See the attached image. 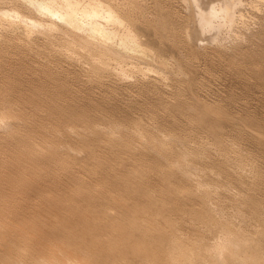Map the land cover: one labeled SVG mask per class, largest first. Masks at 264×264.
I'll list each match as a JSON object with an SVG mask.
<instances>
[{"label":"bare ground","instance_id":"bare-ground-1","mask_svg":"<svg viewBox=\"0 0 264 264\" xmlns=\"http://www.w3.org/2000/svg\"><path fill=\"white\" fill-rule=\"evenodd\" d=\"M181 1L187 6L185 10H188L189 14L183 10L185 15H181V9L178 11L175 6L174 8L170 5L171 0H0V58L4 59L0 66H8L10 69L14 64L19 65L16 66L18 75L16 72V75H10L9 69L3 75L0 72V128L4 133L0 141L4 139L2 144L5 143L2 146L0 142V166H14L13 171H16L15 167L20 169H17L20 174L11 172L9 167L8 175L4 168V173L0 171V264H264V161L257 163L246 160L244 146L237 141L241 136H238L239 132L236 133L237 138L227 141L229 135L225 136L228 134L224 133L225 123L233 124L235 118L232 121L220 106L216 105L214 108L209 103L199 101L200 98L196 95L197 98H192L193 102L189 103L182 101L179 97L181 93H175L172 102H167L169 99L163 100L162 96H157L158 100H155V105H161L166 110L165 113L162 110V114L167 117L163 118L165 121L160 122V119H157L159 124L150 114L152 119H149L159 125H149L150 128H147L146 123L147 127H142L143 117L141 122L136 117L138 120H132L130 125L125 127L127 121L124 124V119L127 117L124 113L134 103L127 104L128 108L117 117H114L118 111L113 103L115 108L107 106L108 109L105 110V107V111L98 117L99 115L88 110L90 107L88 108L87 104V108H83L77 105L76 100L70 101L71 97L67 99L68 95L61 98L69 93L70 89L65 78L60 80L65 76L64 72L62 77H58L59 70L56 75L55 70L50 67L51 64L47 65L54 58L52 55V58H45L47 61L43 59L47 64L41 59L44 64L39 62L38 65H42L34 66L35 68L31 67L32 64L25 65L29 54L43 58L49 52L53 53V56L57 55V58L60 56L78 64L84 74L89 75L86 74L90 78L89 81L94 80L98 85L104 84L103 78L113 77L123 82L134 78V86L135 82L139 83L142 77L149 74L153 76H150L152 79L149 77V83H152L154 88L160 81L167 79L171 73L166 74L170 67L169 70L177 71L182 84L184 82L190 88L193 80L189 78L188 72L184 71L186 69L183 65L188 63V57L191 56L190 60L195 57L192 53L194 50H199L194 41L191 44V39L199 41L203 33L206 35L210 31V34H218V41L228 34L232 35L231 40L236 42L233 43L234 56H230L231 69L239 72L241 68H247L249 65L248 75H261L259 68L264 67V58H259L262 64L258 68L255 62L258 61V51L253 52L255 56L249 54L250 51L247 53L249 49L244 52V47H240L239 41L243 36L247 40V36L241 33L242 28L246 27L245 24L242 25L245 18L251 21L256 18V10L264 7V0ZM259 33L261 32L257 34ZM249 36H254V33ZM208 38H203L206 42H201L202 49L206 48L208 40H213ZM151 39L155 41V46H152ZM228 46L232 48L231 45ZM215 47L212 49L215 50ZM218 47L222 49L220 45ZM230 47L227 49L228 53L232 50ZM177 48L184 52L180 57L176 56L179 59L171 54L173 49ZM214 50L213 52H216ZM17 51L24 56L19 55L16 60H12V57L8 61L9 57L18 53ZM168 51L170 56L165 57ZM222 51L219 54H226L225 49ZM213 54L215 57L217 53ZM246 57L247 60H244ZM223 58L221 61H224ZM56 59L53 60L57 61ZM26 72L31 74L27 79L28 83L22 78V74ZM146 78L144 82L142 78L140 83H145ZM21 82L28 86H23ZM181 82H178L179 86L183 87ZM49 83L51 89L55 86L53 90H47ZM171 84L172 81L169 86ZM125 86L127 88V85ZM126 91L124 89V92ZM137 93L139 95V92ZM150 97L154 100L152 95ZM17 101H22V110H19V103H15ZM26 106L28 110L23 109ZM130 108L132 109V106ZM155 108L153 110H156ZM139 111L141 113V110ZM144 111L142 112L145 113ZM39 112H43V115ZM146 115L150 116L148 113ZM98 120L101 122L98 123ZM179 120H186L184 131L183 128L177 129ZM163 122L167 125L161 124ZM262 123L257 124L261 126L258 128H264ZM190 128L203 131L205 141L198 140L201 137L198 138L197 134H194L195 140L193 138L187 142L189 136L185 133L187 134ZM27 130H35L44 135L50 145L45 141L39 145L36 141L33 142L35 138L32 139L22 132ZM259 130L258 133L252 134V139L264 146V133ZM60 131L62 135L58 133ZM60 135L62 137L59 138ZM166 135L175 142L169 141V145L164 146L166 142L163 138ZM143 138L145 140H141ZM208 140L211 143L205 144ZM5 141L12 144L11 149H16H10L13 154L6 149L9 145H6ZM262 146L261 148H264ZM76 151L82 152V157H78ZM11 155L15 156L16 163ZM65 157L74 161L82 160V163L86 164L82 167L89 166L91 173H96L102 178H98V181L124 199L125 204H130L131 210L125 204L126 210H119L123 206L121 203L103 201L105 197L99 189L91 190L78 183H74L72 192L69 191L73 194L70 199L54 200L59 198L57 195L62 188L60 185L63 186L61 179H53L54 182L50 180L54 188H47L49 192L44 189V194L39 192L40 196H34L35 204L28 208L27 202L34 200L30 193L40 184L33 179V176H39L40 173L36 174L32 166L38 167V159L49 158L48 161L53 158L55 161L49 162H54L57 169L63 170ZM126 162L131 165V169H122ZM30 171L34 174L32 179L28 176ZM84 201L88 204L86 211H82L87 212L85 215L88 217L83 219L84 226L80 227L77 234L72 232L71 227L59 221L44 229V221L37 217V212L33 213L36 211L33 207L45 206L48 209L51 207L60 210L66 206L69 212L65 219L73 221L76 211L81 208L79 203ZM110 210H118L121 217L110 220ZM139 213L152 223L144 225ZM162 234H165L164 239L167 237L168 242L165 244L161 242Z\"/></svg>","mask_w":264,"mask_h":264},{"label":"rangeland","instance_id":"rangeland-1","mask_svg":"<svg viewBox=\"0 0 264 264\" xmlns=\"http://www.w3.org/2000/svg\"><path fill=\"white\" fill-rule=\"evenodd\" d=\"M172 2H171V6L172 7H176V9H178V11L180 10V13H181V15H185V13H184V11L186 12V14H187V12H188V14H189V11L188 10H185V7L187 8V6L184 4V3H182V1L181 2H178L179 0H171ZM176 1V2H175ZM180 3H181V5H180ZM184 4V5H183ZM177 5V6H176ZM170 6V7H171ZM182 6H184V7H182ZM174 7V8H175ZM183 9H182V8ZM184 10V11H183ZM183 11V12H182ZM256 12L259 14V16H258V14L257 13H255V15L257 16L256 18H253L252 19V21H251V19H248V18H245V23H243L242 25H244L245 24V28L243 29L242 28V30H241V33L243 34V35H245V36H247V40H249V42L246 40V39H244V36H243V39H241V40H245V42H243V41H239L241 44H240V47L241 48H243V50H244V52H245V50H247V49H249V50H247V53L249 52V54L251 53V55H256V54H258V55H256V56H258V57H256V58H258V61H260L261 62V59L259 60V58H264V40H262V38H264V34H262V33H264V25H262V24H264V21H262V19H264V17H261V15H264V13H261V12H264V7H262L260 10L259 9H257L256 10ZM183 13V14H182ZM260 13H261V15H260ZM258 17H260V19H258ZM249 20V21H248ZM190 21V23L192 22V19H190L189 20ZM246 21H248V23L246 22ZM257 21V22H256ZM189 23V22H188ZM189 23V24H190ZM247 23V24H246ZM250 23V24H249ZM195 24V23H194ZM256 24V25H255ZM191 26H192V23L190 24ZM259 25V26H258ZM190 26V27H191ZM253 28H252V27ZM254 27H255V29H254ZM192 28H193V26H192ZM192 28H190V30H192ZM249 29V30H247V29ZM261 28H262V30H261ZM252 29V30H251ZM239 30V29H238ZM245 30V31H244ZM258 30H260V31H258ZM252 31V32H251ZM258 32H261V33H259V34H257ZM208 33V32H207ZM216 32H212V34H210V31H209V33L208 34H206L207 35V37H206V35L203 33V35H201V39H199V41H198V39H197V41H196V39H194L193 38V40L191 39V44H193V41L195 42L194 44H195V46L197 47V49H198V47H199V50H194V51H197V53H199V54H197V53H194V51L192 52L193 53V55L195 54V57L192 59V60H190V57H188L189 58V60H188V63L184 66L183 65V68L184 69H186V70H184V71H186V73L189 75V78H192L191 80H193L191 83H192V85H191V87L189 88V86L187 87V85H185V83L183 82V84H184V86L182 87H180L179 85V83L181 82L180 81V76H179V74H177V71H175V70H173V71H171V70H169V68H168V72L166 73L167 75H168V77L172 74V73H176L177 74V77L174 75V74H172L169 78L167 77V79H169V81L167 80V82H166V80L164 81H160L159 83H158V85H157V89L156 88H154L153 86H151V84L152 83H149V81H150V78L151 77H153V76H151V75H147V76H145V77H142L143 78V82H144V80H145V78H146V81H145V83H147V84H145V83H143V82H141L140 83V81H142V78L139 80V83H136L135 82V84H134V86L136 87L135 89H136V91L137 92H139V95H138V93L137 92H135V89H134V86H133V84L132 83H134L133 81H134V78L133 79H129L128 81L127 80H125L126 82H123V81H117L116 79H113V77L112 78H103V82H104V84H100L99 83V85H98V83H96L94 80V83H93V81L91 82V81H89L90 80V78H88L87 76H86V74H84L85 72L82 70V68L80 69V66L78 65V64H74V63H72V62H70L69 60H64L63 58H60V56H58L59 58H57V55H55L54 54V56H53V53H49L48 52V54L47 55H45L43 58L41 57V56H37V55H33V57H32V55H28V61H25V65H27V66H30L31 64V67L32 68H35L34 66H36L37 67V65H38V63L39 62H42V60L43 59H45V58H48L50 55H52V57H54V58H52L51 56L49 57V58H52L51 60L50 59H48V60H50V62H48V64L45 62V60H43L44 62H45V64H47V65H49V63L52 65H50V67H52L53 68V70H55L54 71V73L56 74V71H58L57 72V76L59 77H62L63 75H65L64 77H62L60 80H63L64 78V80H66L65 82H67L66 84L69 86V89H70V92L69 93H67L66 95H63V96H61V98H63L64 96H67V99L69 98V97H71V100L70 101H72V99L73 100H76L75 102L77 103V105H80L81 107H85V104H87V107L89 108L88 110L89 111H91V113H92V111L94 112V113H92V114H96L98 117H100V114L102 115V113L105 111V110H107L108 109V107L110 108V106H111V108H115L114 107V105H113V103L116 105V110L118 111V112H116L115 113V115H114V117H117L118 116V114H120V115H122L121 113H123L124 112V110L125 109H127L128 108V106L132 103H134L133 105H130V106H132V109L130 108V106H129V109H128V111H130V112H128L127 110L125 111V113H124V115L127 117L126 119H124V124L126 123V121H127V123L125 124V127H128L129 125H130V123L132 122V120H134V119H136V117H138V119H136V120H138L139 122H141L142 121V117H143V123L141 124V126L142 127H144V125H145V127H147V128H150L151 126H153L154 124H156V120L158 119H160L159 121L160 122H162V121H165V120H163V118L165 119H167V117H166V114L164 115V114H162V110H163V112L164 111H166L164 108H163V106H159L158 107V105H155L156 103H157V101H155V100H158L157 98L158 97H161L163 100H167V99H169V100H167V102H169L171 99H173L174 100V95H175V93H179V95H181V96H179L181 99H182V101H188L189 103L190 102H193L192 101V98H200V99H198L199 101H204V102H206V103H209L211 106H213L214 108H215V106L217 105V106H220V108H221V110L222 111H226V112H224V113H228L227 115L229 116V117H231L230 119L233 121L234 119L233 118H235V120L233 121V124H226L225 123V127H224V133H228V134H225V136H228L226 139H227V141L228 142H230L231 140H233V138L234 137H236L237 138V135H236V133L237 132H239L238 133V136L239 135H241V136H239L238 138H237V141L238 142H240V144H242L241 146L243 147L244 146V149L243 150H245L244 151V154H245V156H246V160H249V161H256L257 163H262V161H264V148H261V144L260 143H257L254 139H252V134H254V133H258V130L260 129V128H258V127H261V126H257V124H261L262 122H264V93H262V92H264V81H262V80H264V77H262V76H264V75H262V72H264V67H260L259 65H261L262 64V62H264V61H262L260 64H259V62L256 60V59H254V60H256L255 62H256V64H258L257 66H258V68H259V70H261V71H259L260 72V76L262 77V79H261V77L259 76H257V75H255V76H253V74H250V75H248V73H250L249 72V69H247L248 68V66L249 65H247L246 67L247 68H245L244 66V68H241L242 70L241 71H236V70H234L233 68L231 69V60H230V56L233 54V52L235 51L234 49H233V47H234V44L236 43L235 41H234V37L232 38L233 39V41L231 40V37L230 36H232V35H228L227 34V37L226 36H224L225 38H222V39H220L219 41H218V34H216V35H214ZM239 33V32H238ZM254 33V36H252V37H254V38H252L251 36H249L250 34H253ZM256 33V34H255ZM255 35H257V37L255 36ZM208 36H211L210 38H208ZM215 36H217V37H215ZM248 36H249V39H248ZM260 38H259V37ZM208 38V39H213V40H208V44H207V46H206V48H204V49H202L201 47L203 46V42H204V44H205V42H206V40L204 41L203 40V38ZM230 37V38H229ZM240 38H242V37H240ZM216 39V40H215ZM152 40V39H151ZM215 40V41H214ZM251 40V41H250ZM258 40V41H257ZM203 41V42H202ZM212 41H214V42H212ZM223 41V42H222ZM232 41V43H230V42ZM39 42H41V41H39ZM154 40H152L151 41V43H153L152 44V46L154 45L155 46V44H154ZM202 42V43H201ZM222 42V43H221ZM226 42H229V43H226ZM250 43V44H248V43ZM202 45H201V44ZM223 43H225V44H223ZM234 43V44H233ZM245 43H247V44H245ZM40 45H41V43H39ZM198 46H197V45ZM231 45L232 46V48L230 47V46H228V45ZM246 46H245V45ZM253 44V45H252ZM261 44V45H260ZM220 45V47H222V49L221 48H219L218 46ZM222 45V46H221ZM226 45V46H225ZM251 45V46H250ZM259 45V46H258ZM192 46H194V45H192ZM215 46H217V47H215ZM225 46V48H223ZM249 46H250V48H249ZM196 47H193V48H196ZM215 47V50L214 49H212V48H214ZM227 47V48H226ZM228 47H230L232 50L230 51L229 50V52L230 53H228ZM254 47H256V48H254ZM261 47V48H260ZM218 48H219V52L220 51H224V49H225V53L226 54H223V53H220L219 54V52H218ZM229 48V49H230ZM259 48V49H258ZM201 49V50H200ZM217 49V50H216ZM251 49H253V50H251ZM256 49V50H255ZM174 51H176V52H172L171 54L174 56V57H176V56H178V57H180L179 55H183V53L184 52H181L180 50H179V48H177V49H173ZM213 50L214 51H216V52H213ZM262 50V51H261ZM12 51V50H11ZM199 51V52H198ZM222 51V52H223ZM255 51V53H256V51H258L256 54L255 53H253ZM261 51V52H260ZM18 53V56H17V54L15 55L14 54V56H11V57H9V59H8V61L12 58V60L14 59V60H16V58L18 57H20L19 55H21V57H23L24 56V54L23 53H21V52H19V51H17ZM169 52V53H168ZM168 52H166L167 54H166V56L165 57H169L170 55H168V54H170V51H168ZM232 52V53H231ZM260 52V53H259ZM21 53V54H20ZM213 53H217V54H219L220 55V57H218L217 56V54H215V57H214V54ZM247 53H245L246 54V56L248 55ZM262 53V54H261ZM22 54H23V56H22ZM210 54H212V55H210ZM229 55V58H228V55ZM261 54V55H260ZM10 55V54H9ZM188 55V54H187ZM192 55V54H191ZM223 55H225V57H226V55H227V61L225 60V57L223 56ZM260 55V56H259ZM16 56V57H15ZM40 59H38L37 57ZM43 56V55H42ZM48 56V57H47ZM55 56H56V58H55ZM185 56H186V54H185ZM189 56V55H188ZM232 56H234V55H232ZM262 56V57H261ZM31 57V58H30ZM35 57V58H34ZM224 57V58H223ZM218 58V59H217ZM221 58H223L222 60H224V61H221ZM35 59H37V60H35ZM42 59V60H41ZM53 59H56L57 61H55V60H53ZM58 59H60L59 61H58ZM62 59V60H61ZM176 59H179V58H177L176 57ZM220 59V60H219ZM247 60V57L246 58H244V60ZM35 62H34V61ZM53 60V61H52ZM219 60V61H218ZM253 60V61H254ZM3 61H4V59L1 57L0 58V62L1 63H3ZM30 61V62H29ZM47 61V60H46ZM51 61H52V63H51ZM66 61V62H65ZM230 61V62H229ZM44 62H42L43 64H44ZM227 62H229V63H227V64H229V65H227L226 63ZM258 62V63H257ZM27 63V64H26ZM33 63L35 64V65H33ZM54 64V65H53ZM65 64V65H64ZM191 64V65H190ZM39 65H42V64H39ZM38 65V66H39ZM67 65V66H66ZM72 65V66H71ZM226 65V66H225ZM16 66L17 67H19V65L18 64H14L13 65V67H11L10 69H9V67L8 66H6V67H4L3 68V66L1 67L0 66V72L2 73H0L1 75H3V73L5 74V73H7V71H8V69H9V72L8 73H10V75H12V73H14L15 74V72H16V74L18 75V70H16ZM57 66V67H56ZM66 66V67H65ZM75 68H74V67ZM172 66V65H171ZM230 66V67H229ZM262 66H264V65H262ZM188 67V68H187ZM226 67V68H225ZM3 68V69H2ZM60 68V69H59ZM4 71V72H2V70ZM7 69V70H6ZM72 69V70H71ZM75 69V70H74ZM171 69V68H170ZM244 69H246V71L244 70ZM231 72H230V71ZM234 70V71H233ZM61 71V72H60ZM81 71H83V72H81ZM233 71V72H232ZM64 72V73H63ZM77 72V73H76ZM79 72V73H78ZM244 72V73H243ZM248 72V73H247ZM28 72H26V73H23L22 75L24 76H22V78H24L23 80H26V82L28 83V81H27V79L30 77V75L31 74H27ZM61 73V74H60ZM62 73H63V75H62ZM82 73H83V75H82ZM15 74V75H16ZM73 74V75H72ZM233 74V75H232ZM237 74V75H236ZM243 74V75H242ZM15 75L13 76V77H15ZM68 75V76H67ZM88 75V74H87ZM237 77H236V76ZM245 75V76H244ZM89 76V75H88ZM151 76V77H150ZM173 76H175V78H173ZM235 76V77H234ZM257 76V77H256ZM1 77V76H0ZM150 77V78H149ZM179 77V78H178ZM239 77H241V78H239ZM243 77V78H242ZM258 78V79H256V78ZM26 78V79H25ZM71 78V79H70ZM88 78V79H87ZM149 78V80H147ZM178 78V79H177ZM244 78H246V80L244 79ZM68 79V80H67ZM76 79V80H75ZM83 79H86V80H83ZM106 79V80H105ZM111 79V80H110ZM152 79V78H151ZM172 79V80H171ZM177 79V80H176ZM251 79V80H250ZM262 81H260V80ZM0 80H1V78H0ZM71 80V81H70ZM83 80V81H82ZM105 80V81H104ZM172 81V84L169 86V84L171 83V81ZM175 80V81H174ZM190 80V81H191ZM233 80V81H232ZM248 80V81H247ZM257 80H259V81H257ZM85 81V82H84ZM89 83H88V82ZM109 81V82H108ZM132 81V82H131ZM148 81V82H147ZM246 81V82H245ZM255 81V82H254ZM114 84H113V83ZM121 82V83H120ZM129 82V83H128ZM131 82V83H130ZM179 82V83H178ZM22 83V82H21ZM96 83V84H95ZM126 83V84H125ZM163 83V84H162ZM168 83V84H167ZM175 83V84H174ZM178 83V84H177ZM244 83V84H243ZM251 83H252V85H251ZM256 83V84H255ZM23 84V86H26L24 83H22ZM91 84V85H90ZM129 84H131V86L129 85ZM148 84H150L149 86H148ZM182 84V82H181V85H183ZM51 85H53L52 83H51ZM125 85H127V88H126V86ZM137 85V86H136ZM141 85H142V87H141ZM148 87H147V86ZM28 86V85H27ZM26 86V87H27ZM48 86H50V83L46 86V88H47V90H53L54 89V85L52 86V88L53 89H51V86H50V89H48ZM144 86L145 87H147V88H144ZM178 86V87H177ZM254 86V87H253ZM114 87V89H112ZM116 87V88H115ZM138 87H140V88H138ZM160 87H161V89H160ZM168 87H169V89H168ZM176 87V88H175ZM185 87V88H184ZM25 88V87H24ZM73 88V89H72ZM78 88H79V90H78ZM88 88V89H87ZM143 88V89H142ZM148 88H149V90H148ZM183 90H182V89ZM117 89V90H116ZM124 89L125 90H127L126 92H124ZM145 89H147V90H145ZM46 90V89H45ZM76 90V91H75ZM78 90V91H77ZM104 90V91H103ZM109 90H111V91H114V92H111V91H109ZM139 90V91H138ZM140 90H141V92H140ZM153 90V91H152ZM161 90V91H160ZM174 90H176V91H174ZM107 91H108V93H107ZM147 91V92H146ZM154 91H156L155 93H154ZM160 91V92H159ZM111 92V93H110ZM142 92H144V94H146L145 95V97H144V94L142 93ZM146 92V93H145ZM154 94H153V93ZM163 92V93H162ZM174 92V93H173ZM77 93V94H76ZM113 93H115V94H113ZM136 93H137V95H136ZM140 93H142L141 94V96H140ZM151 93V94H150ZM181 93V94H180ZM108 94H110V95H108ZM148 94V95H147ZM161 94V95H160ZM165 94V95H164ZM174 94V95H173ZM71 95V96H70ZM83 95V96H82ZM143 95V96H142ZM152 95V98H154V100L153 99H151V96ZM153 95H154V97H153ZM160 95V96H159ZM172 95V96H171ZM192 95H194V97L192 96ZM197 97H196V96ZM231 95V96H230ZM74 96V97H73ZM112 96H114V97H112ZM139 96V97H138ZM146 96H149V98L148 97H146ZM158 96V97H157ZM191 96V97H190ZM73 97V98H72ZM132 97V98H131ZM138 97V98H137ZM144 99H143V98ZM156 97V98H155ZM189 97V98H188ZM66 98V97H65ZM76 98V99H75ZM111 98V100H109ZM116 98V99H115ZM131 98V99H130ZM140 98V99H139ZM142 98V99H141ZM70 99V98H69ZM80 99V100H79ZM88 99H90V100H88ZM92 99V100H91ZM100 99V100H99ZM107 99V100H106ZM151 99V100H150ZM189 99V100H188ZM78 100V101H77ZM104 100V101H103ZM140 102H139V101ZM145 100H146V102H145ZM150 100V103L148 102ZM173 100H171L170 102H172ZM86 101H87V103H86ZM89 101V102H88ZM90 101H92V102H90ZM98 101V102H97ZM112 101V102H111ZM136 103H135V102ZM143 101V102H142ZM153 101H155V103H152ZM85 102V103H84ZM100 102H102V103H100ZM105 102H107V104L105 103ZM120 102V103H119ZM131 102V103H130ZM139 102V103H138ZM147 102H148V106H147ZM15 103H19V110H22V106H23V103H22V101L20 102V101H17V102H15ZM88 103L90 104V103H92L91 105L93 106V108H91L92 106L91 105H88ZM84 104V105H83ZM103 104H105V105H103ZM127 104H129V105H127ZM152 104H153V106H157L156 108L155 107H153L152 106ZM101 105V106H100ZM140 105V106H139ZM143 105V106H142ZM149 105H151V107H149ZM108 106V107H107ZM134 106V107H133ZM136 106V107H135ZM87 107H85V108H87ZM105 107H107V108H105ZM119 107V108H118ZM126 107V108H125ZM141 107H143V108H145V109H143V108H141ZM149 107V109H147ZM163 109H162V108ZM104 108H105V110H104ZM118 108V109H117ZM137 108V109H136ZM138 108H140V109H138ZM158 109V111H157V116H156V110H153V109ZM161 108V109H160ZM23 109L25 110V109H27L28 110V108H27V106L26 107H23ZM92 109V110H91ZM94 109H96L95 111H94ZM148 111H147V110ZM150 109H151V111H153L152 113H151V111H150ZM135 110H136V112H135ZM138 110V111H137ZM139 110H141V113H140V111ZM146 112H145V111ZM179 110V109H178ZM102 111V112H101ZM123 111V112H122ZM131 111H133V112H131ZM142 111H144L145 113H143ZM160 111V112H159ZM173 111H177V109H173ZM133 113L132 115H130V114H128V113ZM150 112V113H149ZM40 114H42L43 112H39ZM148 113V115H152V116H154L153 117V120L155 119V121H151V119H152V117H151V115L150 116H147L146 114ZM155 113V114H154ZM162 115H161V114ZM165 113V112H164ZM40 114H36V115H38V116H40ZM143 114H145V115H143ZM154 114V115H153ZM43 115V114H42ZM128 115V116H127ZM163 115H164V117H163ZM147 116V118H145ZM160 116H162V117H160ZM37 117V116H36ZM111 117H113V116H111ZM134 117V118H133ZM140 117H141V120H140ZM159 117V118H158ZM129 118H131V119H129ZM149 118H151V119H149ZM162 119V120H161ZM180 119V118H179ZM181 119H182V117H181ZM129 120V121H128ZM149 120V122H147ZM157 120V121H158ZM230 120V121H231ZM7 122H8V120H6ZM99 121V120H98ZM97 121V122H98ZM158 121V122H159ZM185 121L186 120H179V122H180V124H179V127L177 128V129H179L180 130V128H183L184 126L186 127V124L187 123H185ZM231 121V122H232ZM40 121H37V123H39ZM101 121H99L98 123H100ZM130 122V123H129ZM152 124H151V123ZM153 122H155V123H153ZM160 122H159V124H160ZM146 123H148L147 124V126H146ZM150 123V124H149ZM230 123V122H229ZM250 123V124H249ZM158 123L156 124V125H159ZM161 124H163V125H167V123H165V122H163V123H161ZM245 124L247 125L248 124V126H245ZM253 124H256V125H253ZM262 124H264V123H262ZM149 125H150V127H149ZM165 125V126H166ZM227 125V126H226ZM13 127H20V126H18V125H12ZM164 126V127H165ZM245 126V127H244ZM251 126V127H250ZM124 127V126H123ZM124 127V128H125ZM184 127V128H185ZM246 127H248V128H246ZM183 128V130L182 131H184L185 129ZM22 129V128H21ZM193 128H190L188 131H187V134L185 133V135L186 136H189L188 138H187V142H189V141H191V140H193V138L195 137V135L199 138V137H201V138H197L198 140H204L205 139V137H204V134H203V131H201L199 128L197 129H194L193 131ZM262 129H264V128H262ZM262 129H260L259 131L261 132V133H264V132H262ZM23 130V129H22ZM195 130H198V131H196L195 132ZM200 130V131H199ZM2 131L3 130H1V128H0V137L1 136H4V133H2ZM185 131V132H186ZM191 131V132H190ZM23 133H26L28 136H31V138L32 139H34L33 140V142H35V143H37L38 145L39 144H43V141H45V143L49 146L50 144H48V142H46L48 139H46V137L43 135L42 136V134H39L37 131H35V130H27V131H22ZM178 132V131H177ZM189 132V133H188ZM201 132V133H200ZM59 134H61L62 135V132L60 131V132H58ZM199 133L201 134V136H199ZM191 134V135H190ZM195 134V135H194ZM59 136V138L60 137H62V136ZM169 136L170 137H174L173 135H171V134H169ZM202 137H204V138H202ZM240 137H242L241 139H240ZM44 139V140H43ZM163 139H165V144H164V146H167V145H169V141H173V142H175L173 139H171V138H169L167 135L163 138ZM239 139V140H238ZM4 140V139H3ZM2 140V141H3ZM141 140H145L144 138L143 139H141ZM194 140H195V138H194ZM234 140H236V139H234ZM2 141H0L1 142V145L3 146V145H5V143L4 144H2L3 142ZM205 141V140H204ZM255 141V142H254ZM6 142V145H9V146H7V148H6V146H5V148L8 150V152H10V153H12L13 151H15L16 149H11V148H13V146H11L12 144H10L9 142H8V144H7V141H5ZM191 143V142H190ZM211 143V141H207V143H205V144H210ZM261 145V146H260ZM9 147V148H8ZM11 147V148H10ZM14 147H15V145H14ZM19 147H21V146H19ZM64 147V146H63ZM262 147H264V146H262ZM3 149H4V147H3ZM13 150V151H11V150ZM7 150H6V152H7ZM10 150V151H9ZM242 150V151H243ZM7 152V153H8ZM59 152V151H58ZM57 152V153H58ZM72 152H75V151H72ZM77 152V156L78 157H82V155H83V153L82 152H80V151H76ZM80 152V153H79ZM82 153V154H81ZM212 153V152H211ZM13 154V153H12ZM231 154V153H230ZM15 155V154H14ZM12 156V158H13V160H14V157L15 156ZM20 156H18V158H19ZM11 158V159H12ZM67 157H65V162L63 163L64 164V168H63V170H60V168L59 169H57L58 167L57 166H55V163L54 162H49V161H53L54 159L52 158V159H50V160H48L47 161V159H49V158H41V159H38L39 160V164H38V167L37 166H32V170H34L35 171V173L36 174H38V173H40V175L39 176H33L32 175V172L30 173V175H28V176H31L30 177V179H32L33 177V179H35V181L37 180V181H39L40 182V184H39V186H36V188H33L32 189V192L30 193L31 194V196H33L32 198L34 199L33 201L31 200H29V202H27L28 204V208H29V206H31L32 207V205L33 204H35V198H34V196L35 197H38V196H40L41 194H44L45 192H49V190L53 187V184H51L50 183V180H52L53 182H54V180L53 179H61V180H63L62 182H63V186L62 185H60V188H61V191L60 192H58V190H57V192H58V197L59 198H54V200H60V201H65V200H67V199H70V197L71 196H73V194L72 193H70V192H72V187H73V185H74V183H78V185H81V186H84V187H87L88 189H91V190H93V189H99L100 190V192L102 193V195H103V197H105V198H103V201H107L108 200V202H110V203H121L123 206L121 207V208H119V210H121V211H123L124 212V210H126V208H124V202H126L124 199H122V198H120V197H118L115 193H113L112 191H109L106 187H104L102 184H101V182H99L98 180L99 179H102V178H100V176L98 175V174H93V173H91V171L89 170V166H87V167H85L86 166V164L85 163H82L83 161L82 160H80V161H78V159H77V161H74V159L72 160V159H70V158H67ZM11 159H10V162H11ZM80 159V158H79ZM12 160V161H13ZM41 160V161H40ZM45 160V161H44ZM76 160V159H75ZM55 161V160H54ZM72 161H74V162H72ZM9 162V163H10ZM76 162V163H75ZM12 163V162H11ZM14 163H16L15 162V160H14ZM44 163H45V165H44ZM49 163V164H48ZM128 165H127V164ZM126 163H124V168L122 167V169H131V165L128 163V162H126ZM2 163H0V165H1ZM126 164V165H125ZM79 165H81V166H79ZM82 165H85L84 167H82ZM262 165H264V163H262ZM13 166V165H12ZM42 166V167H41ZM10 168L9 170L11 171V172H14V173H16V172H19L20 171V169L19 168H16L15 167V169H16V171L14 170L13 171V167L11 168V165L10 166H7V167H5L4 168V166L2 165V167L0 166V171L2 172V168H4V170H6V171H4V172H7V168ZM34 167V168H33ZM48 167H50V168H48ZM54 167V168H53ZM126 167H128V168H126ZM45 168V169H44ZM82 168V169H81ZM17 169L19 170V171H17ZM8 170V171H9ZM31 170V169H30ZM4 172H2V173H4ZM45 172V173H44ZM58 172V173H57ZM14 173H12L13 175H15ZM51 173V174H50ZM54 173V174H53ZM10 174V173H9ZM18 174H20V172L18 173ZM41 174H42V176H41ZM7 175H8V172H7ZM6 175V176H7ZM17 175V174H16ZM64 175V176H63ZM91 175H94V176H91ZM98 175V176H97ZM28 176H26V177H28ZM33 176V177H32ZM96 176V177H95ZM40 177V178H39ZM57 177V178H56ZM43 178V179H42ZM48 178V179H47ZM50 178V179H49ZM99 178V179H98ZM46 180H47V182H46ZM51 181V182H52ZM42 182V183H41ZM45 182H46V184H45ZM52 182V183H53ZM72 183V184H71ZM68 184V185H67ZM70 185V186H69ZM65 186H69V187H65ZM45 187V188H44ZM71 187V188H70ZM49 190H48V189ZM54 188V187H53ZM42 189V190H41ZM44 189H46V190H44ZM65 189V190H64ZM68 191H67V190ZM71 189V190H70ZM43 190L45 191V192H43ZM38 191V192H37ZM67 191V192H66ZM70 191V192H69ZM41 194H40V193ZM65 192V193H64ZM34 193H36V194H34ZM64 196H63V195ZM30 196V197H31ZM80 205H81V208H79L78 209V211H76L77 213H75V215H74V217H75V219L73 220V221H67L66 219H65V217L67 216V214H68V212H69V208L68 207H66V206H64L62 209H56V208H49L48 209V207H41V208H36V207H33V210H36V211H33V213H38L37 214V217H39L40 219H42L43 221H44V229H47L48 228V226H52V223H54L55 221H59L60 223H62V224H64L65 226H68V227H71V229H72V232L74 231V234H77V233H79V231H80V227H82V226H84V222H85V220L83 221V219H85V217H88V216H86L85 215V213H87V212H85L86 211V207H87V204L88 203H86L85 201L84 202H80L79 203ZM125 206L126 207H129V206H131L130 204H125ZM70 208H71V206H70ZM39 209V210H38ZM46 209V210H45ZM128 209H130V207L128 208ZM133 209V208H132ZM52 212H51V211ZM82 210H85V211H82ZM131 210V209H130ZM133 210H135L136 211V209H133ZM138 211V210H137ZM84 212V213H83ZM44 213V214H43ZM120 212H118V210L117 211H115V210H110L109 211V215H108V218L110 219V220H116L118 217L120 218L121 217V215L119 214ZM140 214V213H139ZM43 215V216H42ZM141 215V214H140ZM56 216V217H55ZM62 216V217H61ZM50 218V219H49ZM52 219V220H51ZM141 219H143L144 221H142L143 223H144V225H147L148 223H152L149 219H147V217H145L143 214L141 215ZM47 225V226H46ZM142 224H140V226H141ZM164 237H165V234H162V237H161V242H163V244H165V243H167L168 241H166V239H167V237L164 239ZM150 247H154V246H150ZM166 248V247H165ZM106 250V249H105ZM165 250V249H164Z\"/></svg>","mask_w":264,"mask_h":264}]
</instances>
